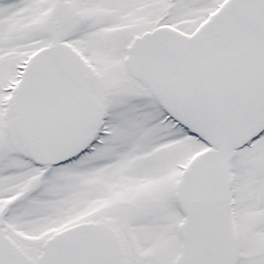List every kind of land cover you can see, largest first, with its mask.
I'll return each instance as SVG.
<instances>
[{
	"label": "snow or ice",
	"instance_id": "obj_1",
	"mask_svg": "<svg viewBox=\"0 0 264 264\" xmlns=\"http://www.w3.org/2000/svg\"><path fill=\"white\" fill-rule=\"evenodd\" d=\"M0 264H264V0H0Z\"/></svg>",
	"mask_w": 264,
	"mask_h": 264
}]
</instances>
